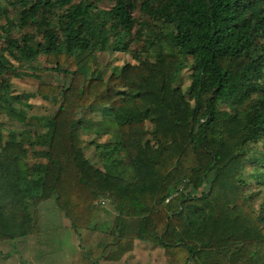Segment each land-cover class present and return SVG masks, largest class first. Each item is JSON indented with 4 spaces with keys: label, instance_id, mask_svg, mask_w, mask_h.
I'll return each instance as SVG.
<instances>
[{
    "label": "trees",
    "instance_id": "16d2710c",
    "mask_svg": "<svg viewBox=\"0 0 264 264\" xmlns=\"http://www.w3.org/2000/svg\"><path fill=\"white\" fill-rule=\"evenodd\" d=\"M101 54L131 61L107 77ZM96 114L114 140L83 139ZM2 116L19 129L0 121V242L38 234L55 198L103 234L71 264L138 242L165 264H264V0H0Z\"/></svg>",
    "mask_w": 264,
    "mask_h": 264
},
{
    "label": "rangeland",
    "instance_id": "374dc122",
    "mask_svg": "<svg viewBox=\"0 0 264 264\" xmlns=\"http://www.w3.org/2000/svg\"><path fill=\"white\" fill-rule=\"evenodd\" d=\"M130 61V56L125 54H116L113 56L109 54L100 55V62L107 77L115 69V67H122L125 62ZM184 61L186 63L179 72L176 85H178L186 93L191 86L189 74L192 62L186 60ZM44 66L45 65L43 64L41 67ZM34 67L38 68L36 65ZM27 73L32 75H42L43 72L40 70H28ZM17 84L19 89L31 92L37 86V80L34 77L26 76L20 78ZM31 113L33 117L39 119V121H43L48 114L52 113V108L43 107L40 103H34ZM92 117L95 118L96 121H93L91 131H87L83 134L84 140L92 141L100 138L99 142H107L116 138L115 135L118 134V131L115 128V124L109 122V117L97 114ZM0 121L2 126L7 129H19V125L10 122L5 116H2ZM5 128H3V130H6ZM41 148L42 147L40 146L37 147V149ZM86 151L87 155L91 157L95 150L86 148ZM90 159L94 163L97 161L95 157ZM105 205V208L109 213L106 220L109 221L112 217H114L113 215H115L114 207L108 202H105ZM38 218L40 226L39 232L38 234L28 237L31 239L32 243L30 246H26L29 249L35 247V250L32 249L30 254L22 252L23 243H27V241H29L27 238V240L24 238L17 241L0 242V264H22L23 257L25 258L28 255L30 256H28V260H26L29 262L24 264H71L73 258L78 252L92 249L94 241H98V239H101V236L103 235L95 231H93V233L90 231L76 232L73 230L69 220L65 218L64 214L59 209L55 198L49 199L40 206ZM87 235H89L92 240L91 248H89L91 241L88 240ZM138 244L142 247H150L149 244L142 242H138ZM155 249H157L158 252L155 251L154 255L149 257L150 259H148L146 255L142 256L144 258L143 264L152 263L155 259H158V264L165 263L162 257V250L159 247H155ZM5 256H7L8 259H5ZM129 260L130 258L128 261ZM148 260L150 262H148ZM131 264H139V262L135 259L134 261H131Z\"/></svg>",
    "mask_w": 264,
    "mask_h": 264
},
{
    "label": "crops",
    "instance_id": "0c3cea01",
    "mask_svg": "<svg viewBox=\"0 0 264 264\" xmlns=\"http://www.w3.org/2000/svg\"><path fill=\"white\" fill-rule=\"evenodd\" d=\"M89 232V231H88ZM87 238L88 240H90V244H89V248H91V245H92V240L90 238L89 235H87ZM26 239V238H25ZM29 241H27V243H23V246H22V252L26 253V254H30V252L32 251V249L35 250V247H32V249H29L27 248L26 246H30V244L32 243L31 239L30 238H27ZM26 239V240H27ZM154 245H150V247H142L141 245H139L138 243L135 244V249L132 253L128 254L127 256H125V258H123L120 262H117V263H111V264H131V261H134L135 259L138 260L139 264H143L144 263V258L142 256L146 255V257H148V259H150L149 257L152 255H154L155 251H157V249H155V247L157 248V246H154ZM88 248V249H89ZM40 250V248H39ZM144 252V253H143ZM158 252V251H157ZM156 252V253H157ZM21 253V252H20ZM79 253V252H78ZM77 253V254H78ZM76 254V255H77ZM23 255V254H22ZM75 255V256H76ZM30 256V255H28ZM28 256H26L25 258L23 257V260H22V264L24 263H28L29 261L28 260ZM158 256V255H156ZM6 258L5 259H8L7 256H5ZM130 258V260L128 261V259ZM27 259V260H26ZM162 261V259H161ZM148 262H150L148 260ZM158 259H155L154 262H150L149 264H158ZM163 263V262H162ZM102 264H105V263H102ZM165 264V263H163Z\"/></svg>",
    "mask_w": 264,
    "mask_h": 264
},
{
    "label": "built area",
    "instance_id": "2783aa9c",
    "mask_svg": "<svg viewBox=\"0 0 264 264\" xmlns=\"http://www.w3.org/2000/svg\"><path fill=\"white\" fill-rule=\"evenodd\" d=\"M102 205H104V203H101Z\"/></svg>",
    "mask_w": 264,
    "mask_h": 264
}]
</instances>
